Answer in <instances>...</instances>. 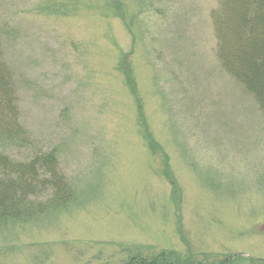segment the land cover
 Wrapping results in <instances>:
<instances>
[{"label":"rangeland","instance_id":"rangeland-1","mask_svg":"<svg viewBox=\"0 0 264 264\" xmlns=\"http://www.w3.org/2000/svg\"><path fill=\"white\" fill-rule=\"evenodd\" d=\"M217 2L0 0L30 143L0 132V149L54 150L72 191L0 221V264H122L135 250L264 259V118L215 57Z\"/></svg>","mask_w":264,"mask_h":264},{"label":"trees","instance_id":"trees-1","mask_svg":"<svg viewBox=\"0 0 264 264\" xmlns=\"http://www.w3.org/2000/svg\"><path fill=\"white\" fill-rule=\"evenodd\" d=\"M211 19L220 68L253 97L264 118V0H218ZM126 78L133 89L128 73ZM13 88L0 49V132L13 141L9 145L29 149V139L18 122ZM12 153L0 149V221H28L70 200L72 191L58 169L54 150L34 151L24 158ZM185 257L182 261L177 252L167 250L147 255L135 250L122 264H189L188 259L191 264H264V259L240 254L206 263Z\"/></svg>","mask_w":264,"mask_h":264}]
</instances>
